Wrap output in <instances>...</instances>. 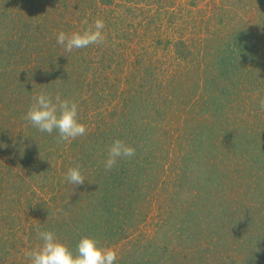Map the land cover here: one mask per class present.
<instances>
[{
  "label": "rangeland",
  "instance_id": "obj_1",
  "mask_svg": "<svg viewBox=\"0 0 264 264\" xmlns=\"http://www.w3.org/2000/svg\"><path fill=\"white\" fill-rule=\"evenodd\" d=\"M97 18L105 43H57ZM42 91L87 134L26 121ZM262 98L264 0H0V264H29L37 229L115 264H264ZM115 139L136 155L106 171Z\"/></svg>",
  "mask_w": 264,
  "mask_h": 264
},
{
  "label": "clouds",
  "instance_id": "obj_2",
  "mask_svg": "<svg viewBox=\"0 0 264 264\" xmlns=\"http://www.w3.org/2000/svg\"><path fill=\"white\" fill-rule=\"evenodd\" d=\"M104 28V21L97 18L82 32L65 33L60 31L56 40L65 52L71 53L74 49L105 43ZM259 106L264 110V98L260 99ZM24 119L40 132L51 134L56 131L58 143L70 142L83 137L88 131L78 118L77 103L62 98L59 93L53 95L42 91L34 95ZM135 155L134 147L121 139H115L107 149L104 168L106 171H110L118 160H130ZM64 180L77 186L84 184L85 177L79 166H75L67 170ZM37 233L38 239L41 241L39 247L24 253L29 264H115L117 260L118 254L115 249L99 246L94 238L82 237L78 241L74 254L53 231L37 229Z\"/></svg>",
  "mask_w": 264,
  "mask_h": 264
}]
</instances>
